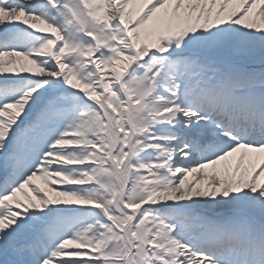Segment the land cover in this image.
I'll return each mask as SVG.
<instances>
[{"label": "rangeland", "instance_id": "374dc122", "mask_svg": "<svg viewBox=\"0 0 264 264\" xmlns=\"http://www.w3.org/2000/svg\"><path fill=\"white\" fill-rule=\"evenodd\" d=\"M156 1L139 0L140 8L136 9L133 0H28L25 9L16 10L13 21L26 30L21 29L12 37L24 45L22 49L0 47V56L7 51L23 50L25 53H18L23 58L35 55L34 69L53 72V75L37 78L25 86L22 74L12 73L11 63L0 61V83L5 85L11 81L8 86L16 89L0 87V151L13 140V152L24 156L18 162L14 156L6 154L5 171L16 176L22 164H29L30 173L43 170L54 179L56 195L70 196L76 204L54 209L48 201L45 206L40 205L38 213L28 212L22 216L14 235H9L8 248H0V264H9L11 257L19 263L31 264L35 263L36 254L59 251L81 257L77 264H210L203 253L182 241L179 233L185 230L191 233L188 229L198 228L203 221L219 220L220 213L224 214L233 202L239 203L251 194L264 192V176L261 182L253 183V179L264 172V143L254 147L224 140L231 135L210 131L215 125L188 109L184 102L186 83L197 67L205 65L213 75L228 67L254 69L257 64H264V0ZM3 2L0 1V8ZM121 25L124 30H119L122 32L119 36L117 27ZM229 29L233 34H228ZM13 30L5 27L0 29V34ZM204 33L208 34L206 38ZM217 34L219 42L212 40ZM123 38L131 43L130 87L134 100L127 103L133 102L136 107L132 122L130 106L124 113L126 106L109 91L112 83L101 78L102 74L111 72L112 61L128 55L122 47ZM177 38L181 40L177 42ZM204 40L210 44L202 42ZM231 45L244 52L249 48L258 50L261 55L234 56L229 51ZM52 56L62 65V72L45 66ZM27 88L45 90L46 98L32 118L31 127L26 125L13 131L2 123L3 108L17 104ZM104 98L108 109L117 111L118 126L124 118L120 143L113 134L108 145H102L106 138L105 126L89 105ZM171 112L175 116L190 114V117L165 123L163 120ZM172 126L180 130L176 132ZM188 131L223 138L220 140L224 145L223 153L186 167L184 159L194 154L188 144L177 143L176 137ZM108 132L111 134L109 128ZM113 141L120 163L126 156L131 157L130 147L138 151L134 165L127 161L124 169L117 167L120 180H126L128 175L133 177L134 194L126 200L132 211L125 206L123 193L120 194L115 185L112 173L103 166L109 159ZM61 142L65 145H57ZM97 145L102 146L96 149ZM239 149L246 155L255 149L263 151L258 152L262 161L249 177L242 167L236 173L228 170ZM1 160L0 157V163ZM156 160L161 162L163 180L156 177ZM214 165L221 166L216 172L224 171L229 175V179L225 175L221 177L225 178L227 186L224 183L216 194L212 193V186H218L216 182L208 188L207 183L194 174L197 171L203 174ZM255 187L257 190L253 192ZM250 204L249 208L261 205ZM10 205L9 199L0 195V228L4 226ZM108 206L112 213H108ZM191 209L194 211L188 212ZM259 213L248 215L254 219ZM108 216L114 218L120 229L127 226L133 216L128 235L130 233L136 243L134 258L129 253L131 243L128 244L118 226L109 222ZM3 236L0 233V238ZM148 243L157 247L158 253L159 250L165 252L152 260ZM24 250L29 251L24 253ZM180 256L185 259L175 262Z\"/></svg>", "mask_w": 264, "mask_h": 264}, {"label": "bare ground", "instance_id": "6f19581e", "mask_svg": "<svg viewBox=\"0 0 264 264\" xmlns=\"http://www.w3.org/2000/svg\"><path fill=\"white\" fill-rule=\"evenodd\" d=\"M1 1V0H0ZM26 1L28 0H4V2L1 4L0 8V29H3L5 27H10L14 28V31L12 33L7 32L2 35H0V47L4 48V46L8 48H15V49H22L23 43L20 41H15L13 39L12 35L20 33L21 29L18 26V23L13 21V18L16 15V10L18 8L25 9L27 7ZM160 0H157L156 2H159ZM138 2V5L136 4ZM133 3L135 5L134 8L139 9L140 4L139 0H133ZM208 5V2H206ZM138 7V8H137ZM149 7H147L148 9ZM215 8V7H214ZM146 12V11H145ZM155 16L158 17V14L155 13ZM35 16H32L34 18ZM158 19V18H157ZM159 21V19L157 20ZM118 31L117 34L121 36L122 34L120 33L119 30H124V27L121 25L120 27H117ZM136 31V30H135ZM25 33V31H23ZM228 34L231 35L232 30H228ZM208 34L204 33V37L206 38ZM134 38L137 40V37L134 36ZM215 39L216 41H220L219 35L217 34L216 37H213L212 40ZM177 42H179L181 39L177 38L175 39ZM211 41V39H210ZM210 41L204 40L202 42H206L207 45L210 44ZM243 45V44H242ZM122 47L123 49L127 52L128 55H124L121 57H118L116 60H114L111 63V72L109 74H102L101 78L105 81H118L121 76L131 67V59H130V50H131V43L128 39L123 38L122 42ZM152 47V46H151ZM229 51L233 53L234 56H248V55H253L259 56L258 50H251L250 48L244 52L233 45L229 47ZM18 53H25L23 50H15V51H7L4 52L3 55L0 56V61L11 63V69L12 73H18L22 74V77H26V80L33 81L34 79L38 77H46L48 75H53V72H46L42 69H34L35 65H33V60L29 59L28 57H31L29 55H26L24 58L23 56H20ZM22 55V54H21ZM21 58L22 61H18V59ZM50 65L51 67L55 68L56 71L62 72L63 67L61 64L57 63L54 60V56H52L51 59L45 64ZM262 70H264V67H262ZM207 71L204 70L203 73H206ZM259 72H262L259 70ZM240 76H245V78L249 81L255 80V76L253 75H246V74H239ZM230 76H233V74L228 73L227 78ZM260 79V77H257ZM262 79L264 80V75L262 76ZM209 81H212L210 78H208ZM12 82H10L11 84ZM1 86H3V83H0ZM220 87L219 94L221 90L224 89L222 84H217ZM251 88L253 87L252 85ZM262 86V85H261ZM259 88H256V90ZM226 90V88H225ZM224 90V91H225ZM211 93H215V88H211ZM226 95H228V91L225 92ZM222 94V92H221ZM224 94V92H223ZM46 96V91H42L39 89H30L25 93L24 97H21L18 99L17 104L14 106H7L3 108L2 112V123L6 124L10 127H13V130L18 128L19 125L24 126L27 124L28 118L31 114H35L39 107L40 103L42 102L43 97ZM226 97V96H225ZM216 99L211 98L210 102H214ZM262 103V102H261ZM186 117H190V114L183 115L179 121L185 120ZM244 131V130H243ZM252 132V131H250ZM242 138L241 139H250L248 141L253 142L257 139H262V134L253 132L251 135L249 133V130L247 132H241ZM240 138V137H239ZM264 139V138H263ZM2 138H0V141ZM12 141H9L8 146H12ZM64 144V143H63ZM8 149V148H7ZM13 152V148L11 149ZM5 151H0V157L2 158L1 164H4V161H6V158L4 156ZM13 156L16 161L20 160V155L16 154L13 152ZM234 158H237L238 160L235 161ZM234 158L231 161L230 168L228 169L229 172L233 169L234 173H236V170L239 168H243L248 171L247 176L249 177V174L253 172V169H256L259 164L261 163L262 159L259 157L258 152H253L252 155L247 156L244 154H241V149L237 150L236 153L234 154ZM260 158V159H259ZM205 165V164H204ZM220 165L218 166H212L209 167L205 173L201 174L200 171L196 172L197 179L199 178L200 181L203 183H207L208 188L211 187V184L213 182H216L218 186H212V193L216 194L218 189H221L227 186V183L225 181V178H222V176H227L226 172L224 171H218L216 170L220 169ZM224 166H222L223 169ZM5 168V166L3 167ZM207 168V167H206ZM215 169V171L212 173V171ZM226 170V169H225ZM224 172V173H223ZM203 176V177H202ZM261 176H264V172L260 174L259 177L253 179V183L261 182ZM229 179V175L227 176ZM243 182L246 181V175L244 174L243 177ZM220 182V183H219ZM242 182V183H243ZM4 184H8L6 186L5 190L3 189L0 191V195H5L9 201L11 202L10 209L7 213V215L4 218V226L0 228V233H3L4 236L0 238V248L2 249H7L10 242L11 238L9 235H14V230L17 227V221L24 216L26 213L33 212L37 213L40 210V205L44 204L49 201L50 206L52 208H58L61 206H67V207H73L74 204H76L75 200L71 198L70 196L63 195L62 193L59 195H56L55 193V187L56 183L52 177L47 176V173L43 172V170H38L37 172L29 173V171L25 170L23 174L19 177H13L9 175L8 173H3L0 172V190L1 187ZM12 186H15V188H12ZM262 186L264 187V183H262ZM185 188L182 190L184 191ZM257 188H254L253 192H256ZM6 191V192H5ZM224 190L222 191V193ZM221 193V194H222ZM227 197V195H226ZM223 200L225 199V195L222 197ZM250 199V200H249ZM251 202H255L257 204H261L259 208L256 207H251L249 208V205ZM233 205V206H232ZM230 205V207L227 208V212L225 211L224 214L220 216L219 220H207L208 225L215 223L218 228H221L222 226H227L231 230H237L240 228L241 224L245 222L244 217L248 213L254 214L255 212L259 211L258 218L259 219H264V192L257 193L255 195H250L248 198H246L244 201L236 203L233 202V204ZM216 204H214V207L216 208ZM263 209V210H262ZM229 211H234L233 213ZM164 214V213H162ZM165 216V214H164ZM200 219H203L204 217H199ZM214 219V218H212ZM221 224V226H220ZM220 230V229H219ZM186 231V230H185ZM181 232L179 233V237L181 238L182 241L185 242H192L193 237L190 236L189 233L186 232ZM189 232V230H188ZM178 238V239H180ZM161 242V241H160ZM148 247L150 249V257L152 260H155V256H158L163 254L165 250H159V253L157 251V247L155 248L152 243H148ZM167 247V246H164ZM61 248L65 249L64 247L61 246ZM155 250V251H154ZM29 250H24V253H28ZM36 261H33L35 263L31 264H77L81 257H78L75 253L73 252H53L51 254H48L47 252L41 254V255H35ZM185 259L184 256H180L178 259L175 260V262H180ZM38 260L39 263L37 262ZM9 264H18V261L16 258L11 257L10 260L8 261Z\"/></svg>", "mask_w": 264, "mask_h": 264}, {"label": "trees", "instance_id": "16d2710c", "mask_svg": "<svg viewBox=\"0 0 264 264\" xmlns=\"http://www.w3.org/2000/svg\"><path fill=\"white\" fill-rule=\"evenodd\" d=\"M114 171V170H113Z\"/></svg>", "mask_w": 264, "mask_h": 264}]
</instances>
